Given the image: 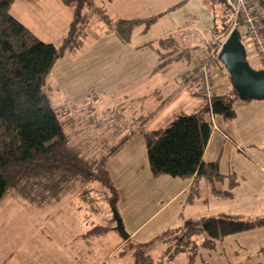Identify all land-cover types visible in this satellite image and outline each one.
<instances>
[{"label": "rangeland", "instance_id": "obj_1", "mask_svg": "<svg viewBox=\"0 0 264 264\" xmlns=\"http://www.w3.org/2000/svg\"><path fill=\"white\" fill-rule=\"evenodd\" d=\"M97 1L99 0H93V7L88 8L89 24L83 31L84 34L79 37V44L75 47L74 53L70 52L71 56L67 53L60 60L59 65L64 64L66 59L72 57L84 58L85 54L91 53L90 47L93 46L92 43L100 34L110 33L111 27L105 23L106 21H103V15L113 20L117 16L137 17L162 11L163 15L148 30L142 32L140 28H136L127 43L137 47L139 44L155 40L168 32H178L177 30L180 29L183 32H179L177 38L198 48L193 56L194 65L193 60L187 63L184 59L171 64L165 72L154 78V82L160 83L164 79L179 75L177 79L181 83V78L186 75L185 82L191 83L189 85L191 91L201 97L205 104L206 96L197 85L196 75L200 68V60L209 57L211 86L214 87L217 95L222 93L213 82L215 74H218L220 79V75H224L222 77L229 80L227 71L217 60V53L230 31L216 36V42L220 43L217 42L214 47L210 44L209 54L202 45H204L203 42L209 40L208 30L214 18L212 11L215 10V14H218L220 8L223 7V1L226 3V0H187L171 11L168 8L178 4L181 0H102L100 4ZM97 4L98 6H96ZM212 4L213 9L211 8ZM15 8V5L12 6L11 13L17 16ZM187 27H194L196 31L187 34L184 32ZM63 34L54 35V38L41 37V40L44 42L59 40L60 42ZM242 43L246 45L244 39ZM105 53L107 55L105 57L104 54L105 67L101 73L106 75L109 72L114 73L112 69L116 67L118 62L116 60L119 59V56L116 54L110 56L109 50H106ZM131 53H136L137 61L144 60L148 64L155 62V56L150 49ZM96 55L99 58V53ZM91 57L94 58L92 55ZM106 58L108 59L105 60ZM247 61L253 69L264 70V63L255 52L248 51ZM93 64L95 65V62ZM87 68L83 66L76 73V76L81 78V81H85L86 85L92 80V77H86ZM64 69L66 68L61 70ZM92 76H95L94 73ZM52 77L48 79L43 89L49 94V83L52 81ZM60 78L58 89L63 87L61 82H64L67 77L61 75ZM120 88L118 93L113 95L116 97L114 100L122 101L123 106L132 105L128 96H124L130 95L128 92L131 87ZM228 88H230V84ZM122 92L126 93L123 95ZM54 96V103L65 131L71 138V146L90 162L99 163L104 159L119 139L131 129L130 122L129 125L124 123L126 119L122 118V109L119 108L118 103L114 109L108 110L107 102L99 105V101L94 98H89L83 103L68 104V102L60 103L57 93ZM136 101L139 107L147 104V101L142 102L141 98ZM108 104L110 106L111 103ZM132 140L125 150L111 158L112 160L108 163L110 170L113 171V165L120 164V161L124 162L127 160L126 157L129 158L133 155L128 150L131 146L135 147L134 144L140 139ZM144 192L146 196L133 198L134 204H132L133 199L129 197L128 190L123 192V201L121 199L120 206L123 208L125 231L130 229V224L127 221L130 217H133L134 224H144L139 230L140 234L137 238L130 240L131 243L143 244L151 241L155 235L160 233L159 230L162 228L160 219L167 213V210L163 208L164 210L162 209L151 217L158 207V202H156L158 190ZM125 193L127 194L124 195ZM53 196L58 201L55 200V202ZM109 197L110 192L99 182L84 181L81 177L56 174L55 177L41 175L25 179L8 191L6 199L0 206V264H131L133 261L131 253L128 250L123 255L120 253L126 250L124 246L127 243L116 231L117 221L114 220L110 210ZM143 202L147 206L145 210L141 211L140 204ZM148 202H151L149 206ZM138 203L140 204L138 205ZM133 210H136V214L132 213ZM177 222L178 220H174L171 226L178 227ZM99 232L101 235H98ZM183 233V230L180 229L166 234L165 238L169 241L151 245L150 254L163 264H189L187 252L180 251L171 259L164 252L168 247H170L171 253L175 247H183ZM239 235L237 233L238 237H240ZM260 238V233L249 236V244L252 242L251 240L259 241ZM191 239L196 244L194 247L192 246V252L196 253L192 264H203V262L204 264H257L256 260L260 256V254L254 253L249 259L235 262L232 260L233 252L229 247L225 246V250H222L217 242L215 250L207 249L201 245L203 236L200 234H195Z\"/></svg>", "mask_w": 264, "mask_h": 264}, {"label": "trees", "instance_id": "obj_2", "mask_svg": "<svg viewBox=\"0 0 264 264\" xmlns=\"http://www.w3.org/2000/svg\"><path fill=\"white\" fill-rule=\"evenodd\" d=\"M14 1L0 0V202L11 188L25 179L41 175L55 177L56 174L76 176L84 181H97L104 186L110 192L109 207L113 218L121 220L117 212L119 194L110 179L106 162L126 138L113 147L99 163L90 162L70 145L62 123L48 95L43 91L57 59L78 46L79 37L89 24L88 8L93 7V0H61L72 9V19L58 46L39 40L11 16L9 8ZM186 1L181 0L172 9ZM258 5L264 7V0H259ZM211 8H214L213 4ZM212 12L214 18L208 30L209 40L202 41V47L208 54L211 46L220 43L216 42V36L230 31L233 21V14L224 1L218 14H215V10ZM159 16L110 21L103 15L102 19L121 39L128 41L136 27L142 26L146 31ZM236 30L242 43L243 33L240 28ZM177 34L149 43L159 56L158 68L172 61H188L191 58V49L185 47L188 44L178 39ZM243 46L245 47L244 44ZM236 101L239 99L230 85L229 90L212 96L210 106L204 104L201 110L189 114L180 112L162 129L151 132L142 129V124L151 116L143 118L138 127L143 134L147 161L153 176L193 179L186 203H194L200 198L201 179L207 180L211 184L212 193L220 198L230 197V190L237 185L234 177L230 176L227 190L216 188V182H221L224 178L219 173L218 162L204 163L202 160L212 129L208 116L219 115L224 120L233 119ZM179 219V227L163 230L147 243H131L127 239L124 246L126 250L120 252L121 255L128 250L133 258L131 264H163L150 254L151 245L167 243L169 240L165 238L166 234L182 229L183 247H175L172 253L168 247L164 252L169 259L180 251L187 252L188 263L192 264L196 255L192 252V246L196 244L191 237L195 234L203 236V247L213 249L217 241L227 236L264 227V216L218 213L185 217L180 214Z\"/></svg>", "mask_w": 264, "mask_h": 264}, {"label": "crops", "instance_id": "obj_3", "mask_svg": "<svg viewBox=\"0 0 264 264\" xmlns=\"http://www.w3.org/2000/svg\"><path fill=\"white\" fill-rule=\"evenodd\" d=\"M100 1L102 0L97 1V3L100 4ZM14 5L16 6L17 16L11 13L12 6ZM172 7L170 6L168 10H173ZM9 13L26 26L39 40H41V37L54 38V35L64 33L61 38L62 40L72 19V9L64 5L61 0H15L10 5ZM163 13L161 11L137 17L117 16L113 20L107 19L114 21L116 19L146 18L154 15H160V18ZM111 28L109 29L110 33L100 34L95 39L92 43L93 46L90 47L91 53L85 54L84 58L77 59L72 57L66 59L64 64L59 65L58 63L67 53L70 56V52L74 53V48L68 50L57 59L47 78L48 81L53 76L52 81L49 83L50 94H46L60 121L61 117L54 103V95L56 93L60 97V103L77 104L83 103L89 98H94L99 101V105H103L104 102L111 103L110 106L106 103L108 110L114 109L118 103L119 108L122 109V118L126 119L124 123H128V125L131 123L129 132L124 134L114 147L126 138L125 141L114 154L109 156L106 162V169L110 179L119 194L117 212L122 223L124 222V217L122 215L123 208L120 205L123 192H127V190L131 199L146 196L144 191L158 190L156 192L158 207L151 217L163 208L167 210L166 215H163L160 219V223H162V228L159 230L160 233L163 230L173 228L171 223L174 220H178L177 224L179 227L181 225L180 214H183L185 217L210 216L218 213L251 217L264 216V100L236 101L235 117L231 120H224L219 115L208 116L212 129L202 160L204 163L218 162L219 173L224 178L221 182H216V188L227 190L230 176L234 177L237 185L230 190V197L220 198L212 193L211 184L207 180L201 179L199 181L200 198L194 203H186L193 179L172 178L166 175L153 176L147 161L143 134L138 130L142 119L147 116L151 117L142 124V129L151 132L166 127L175 115L180 112L189 114L204 107L203 99L192 93L189 87L191 83H185V80H187L186 75L181 78V83L177 79L179 75L164 79L160 83L154 82V78L165 72L171 64L183 59L169 62L162 68H158L160 63L159 56L155 48L150 46L149 43H153L161 37L183 31L178 29V32H168L163 36L157 37L155 40L134 47L127 43L129 40L124 41ZM136 28H140L144 32L142 26ZM260 28L264 32V17L261 20ZM186 29L183 30L187 34L196 31L194 27H187ZM61 40L60 42L59 40L56 41L59 42L58 44L55 41L46 43L58 46ZM188 47V49H191L192 55L187 63L193 60L194 65L195 60L193 56L198 47L194 45H189ZM144 49L151 50L155 56V62L148 64L144 60L137 61L135 57L136 53H131L143 51ZM106 50L110 51V56H115L116 54L119 56V59L116 60L118 61L116 67L112 69L114 73L109 72L105 75L101 72L105 67L104 54L106 57ZM97 53H99V58L96 55ZM93 62H95V65ZM83 66L88 67L86 77H92L88 85L76 76L77 71L82 69ZM63 68L66 69L61 70ZM93 73L95 76H92ZM61 75H65L67 78H65L64 82H61L63 83V87L58 89L57 85L61 80ZM111 75L112 78H110ZM215 76L213 83L219 88V92L229 90V80L223 78L222 76L224 75H220L221 79L218 77V74H215ZM124 86L131 87V90L128 92L130 95H124L126 92H122V94L128 96V100L132 102V105L123 106L122 101L119 100L118 102V100H114L116 97L113 95L117 94L121 89L120 87ZM139 98H141L142 102L146 100L147 104L139 107L136 101ZM61 123L63 126L62 121ZM63 129L67 134L64 126ZM137 135L140 137H136ZM67 136L71 145V138H69L68 134ZM134 138H139L140 140L134 144L135 147L131 146L128 150L133 155L129 156V158L126 157L127 160L124 162L120 161V164L113 165V171L112 169L110 170L108 163L112 160L111 158L118 156L122 150H125ZM7 194L0 202V206H2ZM134 199L132 204L135 203ZM150 203L148 202V206ZM146 206L145 202L141 203L140 210H145ZM132 213L136 214V210H133ZM132 219L133 217L127 219L130 224H128L130 229L127 230L129 240H135L140 234L139 230L144 225L142 223L140 225L134 224ZM258 233L261 234L259 241L257 239L251 240L252 242L249 244V236H254ZM238 234H240V237L234 234L217 241L219 242L220 249L225 250L226 247H229L233 252L232 260L235 262L244 261L249 259L254 253H258L260 256L256 260L257 264H264V227ZM217 242L213 250L216 249Z\"/></svg>", "mask_w": 264, "mask_h": 264}, {"label": "water", "instance_id": "obj_4", "mask_svg": "<svg viewBox=\"0 0 264 264\" xmlns=\"http://www.w3.org/2000/svg\"><path fill=\"white\" fill-rule=\"evenodd\" d=\"M217 59L227 71L230 85L240 101L264 100V70H255L249 65L236 29L221 44ZM116 221V231L123 240H127L129 236L123 223Z\"/></svg>", "mask_w": 264, "mask_h": 264}, {"label": "built area", "instance_id": "obj_5", "mask_svg": "<svg viewBox=\"0 0 264 264\" xmlns=\"http://www.w3.org/2000/svg\"><path fill=\"white\" fill-rule=\"evenodd\" d=\"M258 2L259 0H226L233 14L230 32L240 28L243 33L242 38L246 43V53L248 51L255 52L264 63V32L260 28L261 20L264 17V7L259 6ZM209 67V57L202 58L196 75L197 85L205 93V105L207 106L211 105L212 96L217 95L214 87L211 86Z\"/></svg>", "mask_w": 264, "mask_h": 264}]
</instances>
